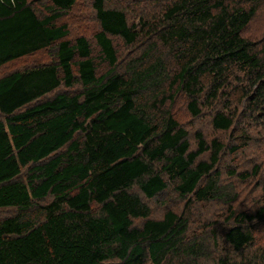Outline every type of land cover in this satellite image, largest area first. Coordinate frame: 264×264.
<instances>
[{
	"label": "trees",
	"instance_id": "trees-1",
	"mask_svg": "<svg viewBox=\"0 0 264 264\" xmlns=\"http://www.w3.org/2000/svg\"><path fill=\"white\" fill-rule=\"evenodd\" d=\"M76 1L46 0L37 11L28 0H0V66L51 51L49 62L0 77V208L18 211L0 220V264H264V248L249 255L264 205L247 213L229 204L224 237L236 256H214L209 235L189 239L183 213L150 218L135 192L151 199L170 183L186 205L230 197L213 170L225 146L196 132L191 149L165 102L181 93L192 116L213 108L221 131L237 127L231 101L243 100L248 118L264 115V45L242 34L264 0H163L135 23L93 0V38L108 65L100 74L88 39H68L58 23ZM112 37L145 45L122 70ZM246 135L240 128V146Z\"/></svg>",
	"mask_w": 264,
	"mask_h": 264
},
{
	"label": "rangeland",
	"instance_id": "rangeland-1",
	"mask_svg": "<svg viewBox=\"0 0 264 264\" xmlns=\"http://www.w3.org/2000/svg\"><path fill=\"white\" fill-rule=\"evenodd\" d=\"M108 5L118 6L125 9L128 13L129 23L137 22V16L142 12L149 15L157 14L161 8L163 0L160 1H142V0H105ZM28 2L37 10L41 11L46 0H28ZM93 0H77L73 8L67 12L58 23H64L69 30L68 39L73 40L77 36H85L92 49V56L95 58L97 70L100 73L108 69V65L103 62L99 55V49L93 38L94 33L98 31V22L95 17L93 8ZM243 36L256 42L260 47L264 45V5L257 12L255 18L247 25L242 32ZM113 45L117 52L118 66L117 69L122 70L127 60L139 53L145 45L137 44L136 46L126 45L121 38L112 37ZM51 60V51L45 49L31 55H27L8 62L0 66V77L15 71L30 68L34 65L47 63ZM69 90L61 86L56 91ZM55 93V92H53ZM50 94L49 96L53 95ZM221 105H218L219 108ZM165 107H168L175 119L184 126L188 131V140L191 149L196 148L195 133L200 132L204 139L209 142L216 138L225 147L220 154V159L214 166L216 171L215 177L221 186L229 188V198L211 199L204 201L192 200L186 205V200L183 199L175 191L172 184L156 197L151 199L146 198L140 191L135 189V192L149 206L151 210L150 218L159 219L163 213L170 209L177 214L183 213L188 218L187 236L191 238H202L209 235L208 242L212 255L231 257L236 256L233 249L225 240V232L230 226L228 220V206L238 211L253 213L264 205V115L257 118H248L243 114H249L243 100L241 103L231 101V109L236 108L238 116L237 127H232L226 131L216 130L212 127L211 119L214 113L213 108L203 107L198 116H192L186 107V99L183 94L177 93L171 99H167ZM245 107V108H243ZM216 108V109H217ZM259 114V113H258ZM0 119L2 117L0 116ZM240 128L246 132V143L240 146V140L237 136L240 133ZM238 144L239 149L232 152L230 147ZM210 151L202 153L198 160L207 161ZM256 167V172L251 173ZM234 171L235 174L230 172ZM247 172L250 175L240 176V173ZM18 179L26 180V168H22ZM232 201L231 203H229ZM41 204H44L41 202ZM18 213L15 207L0 208V220L11 218ZM31 216L40 217V208H33ZM143 219H133L136 226H140ZM254 228V243L249 249L250 253H258L264 248V218L253 220ZM188 262V261H187ZM192 264L191 261L188 262ZM199 264H216L210 258L199 259Z\"/></svg>",
	"mask_w": 264,
	"mask_h": 264
}]
</instances>
